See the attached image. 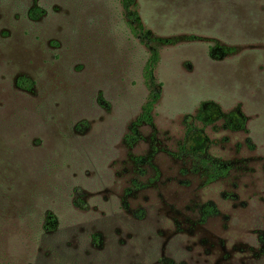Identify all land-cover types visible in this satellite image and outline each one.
<instances>
[{"label": "rangeland", "instance_id": "1", "mask_svg": "<svg viewBox=\"0 0 264 264\" xmlns=\"http://www.w3.org/2000/svg\"><path fill=\"white\" fill-rule=\"evenodd\" d=\"M137 3L178 41L135 128L121 0H0V264H264V0ZM200 113L218 172L182 152Z\"/></svg>", "mask_w": 264, "mask_h": 264}, {"label": "trees", "instance_id": "2", "mask_svg": "<svg viewBox=\"0 0 264 264\" xmlns=\"http://www.w3.org/2000/svg\"><path fill=\"white\" fill-rule=\"evenodd\" d=\"M121 5L127 17L128 25L132 34L137 40L145 45L149 51L148 61L144 68V79L150 90V97L143 108L141 116L135 123V128H137L140 125L152 123L153 112L160 98V92L158 91L159 86L155 74L161 61V48L172 45L178 40L164 39L155 36L153 32L145 26L139 13L137 0H121ZM42 14L43 12L40 9H35L31 12V17L33 19H39L42 17ZM20 83L27 89H32L33 84L30 81L22 79ZM211 121L212 119H209L205 117L204 114L200 113L196 118V122L187 124V141L182 147V152L192 157L194 161L197 160L199 165L206 168H212L214 171L218 172L219 170H222L220 169L219 163L215 162L212 158H209L206 153L208 137L205 134V129L200 128L198 125V122H200L207 126ZM189 142L191 143L190 145Z\"/></svg>", "mask_w": 264, "mask_h": 264}]
</instances>
